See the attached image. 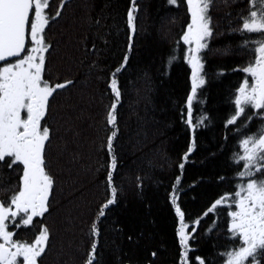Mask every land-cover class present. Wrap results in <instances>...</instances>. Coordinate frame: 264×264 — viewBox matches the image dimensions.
<instances>
[{"label":"snow or ice","instance_id":"6c2138e0","mask_svg":"<svg viewBox=\"0 0 264 264\" xmlns=\"http://www.w3.org/2000/svg\"><path fill=\"white\" fill-rule=\"evenodd\" d=\"M114 2L105 0L104 8L95 16L91 14L93 5L85 3L87 34L78 37V45L67 59L65 72L68 75L53 81L48 66L53 44L46 33L62 17L69 0H59L57 8H53V0H0V192L3 193L0 197V264H45V257L54 250L53 230L47 218L53 212L57 177L50 167L49 146L56 138L61 155L69 153V163L79 164L83 160L76 145L82 143L84 108L70 94L58 126L54 127L50 120L56 115L52 101L62 92L71 93L80 82V76L94 75L103 85L99 96H93L89 103H103L107 98L104 124L109 130L101 144L103 155L97 153L95 169L103 173L100 183L104 185L106 197L98 205L95 218L90 220V246L82 264H144L145 261L157 264L165 250L158 247L143 260L134 259L125 244L136 245L139 240L133 235L125 237L118 225L113 229L116 239L112 241L110 257L105 256L101 243L100 220L107 218L111 206L118 204L123 191L121 169L127 167L125 147L117 142L121 133L119 109L132 82L122 83L121 77L131 67L135 38L142 26V13H146L142 0H125L123 8L119 4L113 7ZM220 3L227 9L222 15L219 14ZM167 5L177 10L186 5L179 40L183 42V59L190 68L191 80L186 98L187 118L182 108L181 120L191 130L192 138L183 155L169 164L170 168L180 170L174 181H170L166 197L176 221L174 264H216L217 260H222V264H264V124L256 132L249 131L255 117L264 119V0H167ZM121 32L125 34L126 49L121 53L122 59L112 67L108 53ZM237 34L241 39L235 47L231 40L223 46V53L221 48L213 47L218 37ZM237 50L248 57L247 61L237 63L233 69L221 67L217 75L228 71L244 74L231 93L234 112L225 122L226 133L231 131L240 137L241 152L234 153L232 159L237 164L242 161L243 166L235 173L234 191L218 196L202 214L188 222L181 199L185 194L181 187L182 175L197 146L196 129L211 121L207 113L193 121V101L206 83L208 56L227 55ZM175 60L170 53L167 64L170 66ZM164 65L162 61V70ZM74 70L77 75H71ZM132 147L141 153L131 163L142 173L133 177L135 187L142 190L156 166L152 156L159 149L150 147L146 139H137ZM164 159H168L167 155ZM217 179L224 182L227 177ZM225 210L227 215L223 217ZM210 214H215V219L205 232L219 228L226 238H232L231 248L225 245V251L219 254L204 253L192 243L197 239L194 234H198L201 222ZM22 229L35 231L30 238H19Z\"/></svg>","mask_w":264,"mask_h":264},{"label":"trees","instance_id":"16d2710c","mask_svg":"<svg viewBox=\"0 0 264 264\" xmlns=\"http://www.w3.org/2000/svg\"><path fill=\"white\" fill-rule=\"evenodd\" d=\"M146 5V13H142L141 29L135 38V47L131 59V67L121 77L122 83L127 80L132 84L119 109L121 133L118 145H124L127 153L125 164L121 169L123 191L119 195L118 204L111 206L107 218H101V243L106 257L111 256L112 241L116 239L115 226L123 230V235H133L138 239L136 245L125 244V249L134 259L143 260L146 254L160 247L161 253L157 264H174L176 245L175 214L167 200L170 181L180 170L169 167L187 150L192 132L181 120V109L187 118L186 98L191 90L190 68L183 59L184 46L179 40L186 19V5L175 9L167 5V0H142ZM85 3L93 5L91 14L95 16L104 8L105 0H69L63 10L62 17L47 30V39L53 48L48 58L53 81L62 79L67 67V59L73 48L78 45V37L87 34L88 9ZM125 0H115L113 7L121 8ZM59 7V0H53V8ZM109 11L110 9H105ZM227 9L223 3L219 5V14ZM241 37H218L214 48H221L231 40L233 46ZM179 45V46H178ZM126 49L125 34L121 32L115 37V44L108 53V63L115 67L122 59L121 53ZM82 51V49H81ZM176 57L170 66L167 64L169 54ZM79 55V53H76ZM248 57L240 51L227 55H209L205 67L206 83L201 86L197 99L193 101L192 119L195 122L207 113L210 122L196 129L197 146L190 154L183 171L184 195L182 206L186 211L188 222L195 219L221 194L234 191L237 179L235 173L242 169L243 162L235 163L234 153H240L238 139L231 131L226 133L225 122L234 112V97L231 95L235 87L244 78L239 71H228L221 76L217 73L221 67L235 68L237 63L246 62ZM162 61L165 65L162 70ZM73 71L71 75H77ZM103 85L93 77L80 76V82L71 89V93L62 92L52 101L53 112L50 117L54 127L62 113L63 105L69 95L84 108L81 121L82 143L76 145L83 154L79 164H71L69 153H60V142L54 138L50 149V167L57 177L54 188L53 212L47 223L53 230V247L45 257V264H82L86 259V249L90 246L89 224L95 218L97 207L106 197L102 172L98 167L97 153L101 151L102 141L106 140L108 129L104 124V104L89 100L99 96ZM250 111H258L252 110ZM240 118H238L239 120ZM243 123V121H240ZM264 124V119L255 117L251 122L250 132ZM232 126H229L231 128ZM138 132V136L131 133ZM227 134L228 139L225 140ZM139 139L150 147L159 149L152 156L156 166L145 180L144 188L135 187L133 177L142 174L131 161L141 155L132 147ZM221 145H224L222 148ZM167 155L168 159L164 157ZM227 177L220 182L218 177ZM196 182L195 184L193 182ZM3 193L0 192V197ZM226 210L222 216L226 217ZM39 219V218H37ZM215 219V214L205 217L198 227L197 239L192 241L195 248L204 253H222L223 246L231 248V237L226 238L216 228L211 233L205 229ZM190 230V229H189ZM33 231L22 229V238L32 237ZM226 231V225H225ZM237 243H239L237 241ZM199 254V253H197ZM146 264V261L144 262ZM216 264H222L217 260Z\"/></svg>","mask_w":264,"mask_h":264},{"label":"rangeland","instance_id":"374dc122","mask_svg":"<svg viewBox=\"0 0 264 264\" xmlns=\"http://www.w3.org/2000/svg\"><path fill=\"white\" fill-rule=\"evenodd\" d=\"M19 238H22V236L19 235Z\"/></svg>","mask_w":264,"mask_h":264}]
</instances>
